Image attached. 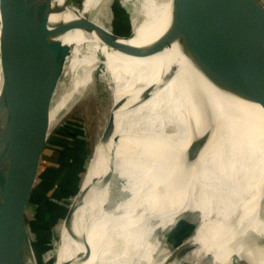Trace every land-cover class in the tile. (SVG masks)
<instances>
[{
	"label": "bare ground",
	"instance_id": "bare-ground-1",
	"mask_svg": "<svg viewBox=\"0 0 264 264\" xmlns=\"http://www.w3.org/2000/svg\"><path fill=\"white\" fill-rule=\"evenodd\" d=\"M79 1L71 0L66 7V0H53L64 11L53 15L51 23L79 19L92 22L107 0H84L82 11L77 8ZM122 1L126 8L142 4V10L134 5L131 12L133 38L126 40L124 27L119 29L114 24V29L109 25L107 31L99 28L103 34L74 30L56 39L70 47V53L62 65L49 126H56L88 96L99 68L106 72L103 82L113 107H118V123L114 120L106 143L100 138L94 172L79 192L64 226L63 245L57 242L56 264H166L167 258L172 264H264V163L258 167L253 160L235 159L232 154L239 155L242 150L237 152L229 145L223 148L217 139L245 136L231 132L220 135L216 131L224 121L230 127L237 118L247 119L264 137V110L215 89L190 67L179 43L148 59L131 58L120 46L117 50L111 48V36L123 46L144 47L157 42L169 30L178 3ZM1 74L0 66V97ZM152 86L157 90L143 99L144 92ZM32 89L29 86L10 92L0 121V164L13 169L15 178L28 156L29 127L24 113L29 104L22 108L23 112L19 110L25 106L22 97L32 96ZM201 102L210 107L217 125L199 158L189 162L187 151L203 133L197 115L206 116ZM192 124L194 136L190 132ZM18 143L20 146H16ZM253 149L256 153V147ZM111 158L115 160V170L109 182L104 183L109 167L114 166ZM10 168L7 170L11 172ZM195 175L199 177L195 179ZM113 192L120 199L112 204L113 211H104ZM3 208L0 198V213ZM25 213L13 222L17 227L9 232L10 239L19 235ZM187 216L196 219L190 227L194 234H189L184 225L183 218ZM85 236L91 257L79 262L86 250L78 241ZM168 242L170 249L166 248ZM183 248L191 251L184 255ZM31 250L34 257L29 264H46L38 262L32 243Z\"/></svg>",
	"mask_w": 264,
	"mask_h": 264
},
{
	"label": "water",
	"instance_id": "water-1",
	"mask_svg": "<svg viewBox=\"0 0 264 264\" xmlns=\"http://www.w3.org/2000/svg\"><path fill=\"white\" fill-rule=\"evenodd\" d=\"M76 4L78 10L82 11L84 0ZM65 5L70 6L71 0H66ZM134 5L142 10V4L134 3ZM133 6L126 8L122 0L111 2L112 20L116 26L120 24L125 28L128 36L126 40L133 38L131 18ZM63 11V7L55 6L53 0H0L2 73L0 121L8 107L6 100L8 94L17 89L33 86L32 96L22 97L25 106L20 107L22 109L29 104L24 113L29 127L27 159L20 175L16 178L13 169L0 164V198L4 205L0 213V264H29L31 257H34L26 219L20 224L19 235H16L14 240L10 239L9 232L13 227H17L13 222L23 216L38 187L39 180L45 172L51 143L57 134L53 131L57 125L49 126L50 114L62 65L69 56L70 47L56 39L74 30L105 33L91 21L83 19L70 23H62L63 21L51 23V17ZM145 16L146 14L143 13V17ZM111 38L112 45H109L111 48L117 50L120 46L122 52L135 59L152 58L174 43H179L190 67L215 89L228 97L255 103L264 110V0H185L184 4H180L178 0L173 11L171 26L157 42L144 47H133L119 44L114 36ZM156 90L155 86L148 88L142 98H149ZM196 103L198 105L195 98V106ZM201 103L204 104L206 116L204 118L203 113L197 115L203 133L187 151L189 162H195L199 158L204 146L216 130L217 121L212 118L210 107L204 102ZM21 109L19 112L24 111ZM117 109L118 107H113L112 104L101 135L103 143L111 138ZM216 131L220 135L231 132L245 136L243 140L217 139L223 148L229 145L237 152L242 150L239 155L232 154V157L245 159L244 161L248 162L253 160L252 164L258 167L264 163V137L255 132L254 126L248 123L247 119L237 118L230 127L225 125L224 121V125L218 127ZM190 132L191 135H195L193 124ZM255 147L256 153L252 152ZM111 162L114 165L115 160L112 159ZM7 168H10L11 172ZM114 170L115 165L109 167L104 183L109 182ZM195 176V179L199 177ZM74 198L71 197L69 202L72 203ZM118 198L120 199L113 192L103 206V210L113 211L111 206ZM71 203L63 208L57 226L65 221ZM78 242L86 250V254L79 258V262H87L91 257L87 237H80ZM183 250L184 255L191 251L189 248Z\"/></svg>",
	"mask_w": 264,
	"mask_h": 264
},
{
	"label": "rangeland",
	"instance_id": "rangeland-1",
	"mask_svg": "<svg viewBox=\"0 0 264 264\" xmlns=\"http://www.w3.org/2000/svg\"><path fill=\"white\" fill-rule=\"evenodd\" d=\"M112 1L113 0L105 1L97 10L96 16L91 22L98 28L106 31L109 25H111V29H114L115 26L112 20V14L109 11ZM122 28L123 26L119 24V29ZM105 75L106 72L101 71L100 68L95 72L91 84L92 90L88 96H86L67 117L62 119L57 124L56 128H53L54 133L57 132L56 135L60 137L59 140H61V142L53 143V145L51 143L50 147L53 148L52 146H54L55 149L53 148L52 150V160L49 159V162L50 164L56 163V169H59V172L54 174L52 178H48L46 184L43 185L46 188L52 189H48L49 192L51 191L50 194L41 195V197L44 196L42 200L41 197H39L40 199L31 197L25 213L29 227L30 240L37 254L39 263L41 260L46 264H56V255L59 250L56 248L57 242L63 245L65 233L64 226L66 227L70 220L71 212L79 192L85 186L91 173L94 172L96 148L102 137L101 135L109 118L113 102L108 87L106 83L103 82V76ZM123 102L124 99L120 100L119 104L122 105ZM115 123H118V117H116ZM61 133H64V135H60ZM62 156H69L72 158L67 162H59ZM74 173H77V175L76 178L73 179L71 176L74 175ZM63 176H66L65 184L62 185L63 188L61 186L58 187L59 180H61ZM54 183H57V185L53 186ZM71 197H75L72 203L71 201L69 202ZM70 203L71 206L69 213L65 217V221L57 226L60 212L66 205L69 206ZM38 213L42 214L40 220L37 217ZM183 220L186 221H184V225L189 230V234H194L195 230L190 227H192V224H194L193 222L196 221L195 217L187 216L184 217ZM178 246L179 245L174 246L175 254L177 253L176 250ZM166 248H171L169 242L166 244ZM166 264H171L170 258H167ZM234 264L238 263L234 261ZM243 264L246 263L243 262Z\"/></svg>",
	"mask_w": 264,
	"mask_h": 264
},
{
	"label": "trees",
	"instance_id": "trees-1",
	"mask_svg": "<svg viewBox=\"0 0 264 264\" xmlns=\"http://www.w3.org/2000/svg\"><path fill=\"white\" fill-rule=\"evenodd\" d=\"M60 135H64V133H61ZM53 148H54V146H52ZM53 148H51V153H50V159L52 160V150H53ZM55 149V148H54ZM56 168V167H55ZM52 173H50L49 174V178L51 177H53L54 176V174H56V173H58V172H56L54 169H52V171H51ZM45 172L43 173V175L41 176V179L39 180V184H38V187H37V189L35 190V192L33 193V196L32 197H34L35 199H40L39 197H41V195H47V194H50V192H49V190H52V189H49V188H46V187H44L43 186V183H44V181H45ZM72 175V174H71ZM76 175H77V173H74V175H72L71 176V178H76ZM65 181H66V176H63V178L61 177V180H59V184H58V187H62V185H64L65 184ZM67 181H68V178H67ZM57 185V183H54V185L53 186H56ZM57 187V188H58ZM63 188V187H62ZM49 189V190H48ZM44 198V196H42L41 197V200ZM26 212V211H25ZM62 212H63V209H62V211L60 212V216H61V214H62ZM59 216V217H60ZM37 217H38V219L40 220V218L42 217V214L41 213H38L37 214Z\"/></svg>",
	"mask_w": 264,
	"mask_h": 264
},
{
	"label": "crops",
	"instance_id": "crops-1",
	"mask_svg": "<svg viewBox=\"0 0 264 264\" xmlns=\"http://www.w3.org/2000/svg\"><path fill=\"white\" fill-rule=\"evenodd\" d=\"M58 135H55L54 136V138H53V143H56V142H61V140H59V138L60 137H57ZM53 143H52V145H53ZM71 158L72 157H67V156H62L61 158H60V160H59V162H67V161H69V160H71ZM49 159H50V155H49V157H48V160H47V165H46V167H45V181H44V183H43V185H45L46 184V182H47V179L49 178V174L50 173H52L51 171H52V169H54L56 172H59V169H56L55 167H56V163L55 164H50V162H49ZM52 162V161H51ZM47 172V173H46ZM61 172V171H60Z\"/></svg>",
	"mask_w": 264,
	"mask_h": 264
}]
</instances>
